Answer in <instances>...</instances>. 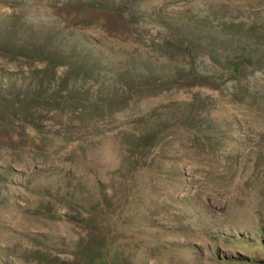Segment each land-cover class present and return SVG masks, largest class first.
<instances>
[{
  "label": "rangeland",
  "instance_id": "obj_1",
  "mask_svg": "<svg viewBox=\"0 0 264 264\" xmlns=\"http://www.w3.org/2000/svg\"><path fill=\"white\" fill-rule=\"evenodd\" d=\"M104 250L264 264V0H0V264Z\"/></svg>",
  "mask_w": 264,
  "mask_h": 264
},
{
  "label": "trees",
  "instance_id": "obj_2",
  "mask_svg": "<svg viewBox=\"0 0 264 264\" xmlns=\"http://www.w3.org/2000/svg\"><path fill=\"white\" fill-rule=\"evenodd\" d=\"M190 41V39H188ZM232 70H237V68H233ZM112 259V251L104 250L102 253V257L92 261V264H106L107 261Z\"/></svg>",
  "mask_w": 264,
  "mask_h": 264
}]
</instances>
